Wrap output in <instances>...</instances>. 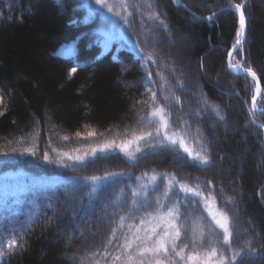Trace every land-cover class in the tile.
Masks as SVG:
<instances>
[{"label": "trees", "instance_id": "1", "mask_svg": "<svg viewBox=\"0 0 264 264\" xmlns=\"http://www.w3.org/2000/svg\"><path fill=\"white\" fill-rule=\"evenodd\" d=\"M178 1L127 0L132 13L128 27L106 10L107 18L90 14L89 6L98 7L94 0H0V248L5 253L0 264H111L126 229L117 232L111 246L107 241L119 217L128 212V186H137L136 177L146 183L153 173L175 174L181 182L199 185L206 196L211 189L215 203L230 218L232 248L255 253L236 264H264V134L248 111L255 82L227 67L239 29L238 12L227 7L245 0ZM109 3L115 4L114 11H124L117 0ZM259 3L264 0H247L248 32L235 57L236 63L244 59V67L258 75L264 90V12ZM152 14L167 27L149 20ZM177 27L190 39V48L179 49L181 58L171 47ZM62 49L66 54L59 53ZM149 53L155 63L145 67L142 58ZM185 59L192 60L191 68ZM205 71H210V80ZM149 88L156 92V103ZM157 105L171 114L172 129L185 133L188 147L200 151L203 144L210 164L191 160L178 145L143 150L136 160L117 150L97 152L84 163L57 160V152L121 141L133 131L150 129L149 113ZM208 105L218 106L223 119ZM233 119L238 132L223 133ZM257 120L264 124V112L257 113ZM33 146L35 156L21 154ZM141 146L148 148L144 142ZM45 153L53 163L43 159ZM109 173L132 178L105 181L106 187L96 193L83 179ZM165 183L159 177L155 191L149 189L153 203L148 211ZM122 189L123 200L114 204ZM186 205H180L178 221L187 229L182 238L191 239L195 228L198 238L203 230L206 245L215 238L222 241L223 232L200 198L190 197ZM66 228L68 238L58 240L57 233ZM11 238L18 247L9 251ZM218 247L231 254L227 245Z\"/></svg>", "mask_w": 264, "mask_h": 264}, {"label": "snow or ice", "instance_id": "2", "mask_svg": "<svg viewBox=\"0 0 264 264\" xmlns=\"http://www.w3.org/2000/svg\"><path fill=\"white\" fill-rule=\"evenodd\" d=\"M117 2L119 3L120 9L124 10L123 12L120 10L114 11L115 4L109 3V0H94L95 5L98 7L89 6V12L90 14H99L101 17L107 18L104 13V10H106L111 16L119 18L123 21L124 25L130 27L131 22L129 17L132 13L127 11L129 6L127 0H117ZM148 6L150 7L151 5L149 4ZM134 7L139 10L138 4L134 5ZM230 8L239 13V29L232 51L228 53L229 66L234 72L250 74L253 81H255L256 90L255 94L251 97L253 110H255L257 97L261 94L257 74L252 71L251 68H246L242 64H234L232 62L233 52L236 51L238 47L242 50L243 37L246 30L244 5L242 3H235L230 5ZM148 19L159 20V17L152 14L148 16ZM208 19L212 20L213 17L209 16ZM159 23L163 27H167L164 21L159 20ZM136 43L138 44L139 42L137 41ZM140 52H144V49L141 48ZM142 59L145 62V67L149 61L155 63L151 53ZM71 71L75 73L76 68H73ZM159 75H161L163 79V74ZM148 78L151 80V71L148 73ZM152 83L155 82L153 81ZM148 91L151 93L152 102L156 103V92L151 88H149ZM164 99H167V96H165ZM176 101L179 102L178 97ZM0 103H2V97H0ZM205 104H207V101H205ZM208 107H211L216 111L219 118L223 119V116L219 113L218 106L208 105ZM170 116L171 114L168 113L163 106H157L149 113V122L153 125L150 129L142 130L139 134L133 131L129 138L121 140L119 143L116 140L105 141L102 145L92 147L89 151L92 156H95L98 151L107 152L119 150L130 160H136V154L142 151L141 142H144L145 147H151L153 149L178 145L191 160L197 161L201 165L210 164V156L207 154V149L203 144H200V151H194L192 148L188 147L185 140V133L172 129ZM76 135L80 136L81 134L78 132ZM88 135L94 136L95 133L89 132ZM63 139L67 140L68 137L65 136ZM153 139L159 140V144H152L151 141ZM53 151L56 152V149H53ZM24 153L35 156V146L24 148L21 154ZM3 155H8V153H3ZM88 155L89 152H84L83 155L57 152V157L60 158L61 163L64 158L84 163ZM43 159L50 163L54 162L51 160L48 153L44 154ZM62 166L67 165L62 164ZM158 175L166 180L167 183L163 185L162 196L154 197L155 206L153 210L148 211L147 209L150 204L153 203L148 196L149 189L151 188L152 191H155L154 182L157 180ZM124 176H127L129 179L132 178L129 173H109L103 177L90 176L83 177V179L91 182L93 185L91 192L96 193L106 187L105 181H113L117 177ZM144 176H147V173H145ZM136 180L138 182L137 186H128L130 198L129 201H125V203H129L128 212L126 215H121L119 217L118 222H116V227L112 229L111 237L107 241V244L111 246L113 241L117 239V232L126 229V231H121L119 241L116 245L118 254L111 258V264H236L238 259L255 255V253L250 250L245 252L240 248H232L230 218L222 211L213 210L215 206V197L211 195V189L206 196L199 185L192 187L188 183L176 179L175 174L169 173H153L150 177V180L153 182L151 184L141 182L143 177H136ZM180 193H183L180 199L173 198L179 196ZM123 197L124 191L122 189L120 196H118L113 203L119 205ZM190 197H198L200 201L203 202L211 219L219 229L223 231L222 241H213L210 246L206 245L204 243L203 230H200L198 238L195 228L192 229L193 235L191 239H188L187 236L182 238V233L186 232L187 229L178 223L181 219L180 205L184 203L185 206H187L186 201ZM170 199L171 203L166 204L165 201ZM221 244L229 247L231 252L230 255H226L223 249L218 247V245ZM6 246L7 249L11 251L14 247H18V242L15 238H11ZM245 247L250 249V244H246ZM186 250L188 251L186 252ZM4 255V251L0 248V257ZM105 256H108L107 251L105 252Z\"/></svg>", "mask_w": 264, "mask_h": 264}, {"label": "rangeland", "instance_id": "3", "mask_svg": "<svg viewBox=\"0 0 264 264\" xmlns=\"http://www.w3.org/2000/svg\"><path fill=\"white\" fill-rule=\"evenodd\" d=\"M14 4H15V6H16V8L18 9V10H20L21 9V7H20V4L19 3H17V2H15L14 1ZM260 4V3H259ZM260 7H261V10L264 12V4L263 3H261L260 5H259ZM58 8V7H57ZM116 30H118L119 31V33L122 31V29H121V27H118ZM175 42L172 44V48L174 49V52H175V54L177 55V57L178 58H181L182 57V55H181V53H180V51H179V49H183L184 47H188V48H190V39H189V36H188V34H186V33H184V32H182L181 30H180V28H176L175 29ZM191 50V49H190ZM59 53L60 54H66V52L62 49V50H59ZM187 64H188V66H189V68H191L192 67V64H193V62H192V60L191 59H185L184 60ZM210 71H205L204 72V75H205V77L207 78V79H211V75H210V73H209ZM121 82V84H124V85H126L127 83H125V82H123V81H120ZM131 85H128V87H130ZM157 106H159V105H157ZM257 109H259V111L261 110V109H264V93L263 94H261V98H260V100L257 102ZM258 113V112H257ZM246 130L248 129V126L246 125ZM238 125H237V121L235 120V119H233L231 122H230V127H228L227 129H224L223 130V133H228V134H234L235 132H238ZM155 140H157V139H155ZM118 143L120 142V141H117ZM142 143V142H141ZM153 144H159V140L158 141H156V142H154ZM99 145H102V144H99ZM97 146V145H96ZM93 147H95V146H93ZM142 147V146H141ZM222 147V146H221ZM92 147H89V148H79V149H72V150H68V151H65V152H68V153H70V154H72V155H77V154H80V155H83V153L84 152H89V155L88 156H90L91 155V153H90V149H91ZM147 149H153V148H146V149H144V147L142 148V151L143 150H147ZM117 151H119V150H117ZM141 151V152H142ZM99 152V151H98ZM107 152H109V151H107ZM248 152H250V149H248ZM140 153V152H139ZM138 154V153H137ZM136 154V155H137ZM58 161H61L60 160V158H58L57 159ZM63 164H67V162H74V161H72V160H68L67 158H64L63 159ZM261 170H262V168H261ZM11 176H16L15 174H13V175H11ZM159 175L157 176V180L154 182L155 184H156V182H158V180H159ZM167 182V181H166ZM151 183H153L150 179L149 180H147L146 181V184H151ZM201 203H202V205H203V207H204V204H203V202L201 201ZM204 209H205V211H206V213L208 214V216L210 217V219H211V216L209 215V213H208V210L204 207ZM71 210V209H70ZM213 210H219V211H221L220 209H219V207L217 206V204L215 203V206H214V209ZM245 212H247V209H243ZM248 214L250 215V216H252V214L250 213V212H248ZM212 220V219H211ZM212 222H213V224H214V226L215 227H217L218 229H219V227L215 224V222L212 220ZM179 223V222H178ZM255 224V223H254ZM253 222H252V220L250 221V228L252 229L253 227ZM221 230V229H220ZM222 231V230H221ZM223 232V231H222ZM88 233H93V232H88ZM68 234H69V232H68V229L66 228V229H63V230H61V231H59L58 233H57V239L59 240V239H62V240H66L67 238H68ZM218 236V235H217ZM215 241H218L216 238H215ZM52 242L53 243H57V240L56 239H53L52 240ZM222 245V244H221ZM262 261H264V259L262 260Z\"/></svg>", "mask_w": 264, "mask_h": 264}, {"label": "water", "instance_id": "4", "mask_svg": "<svg viewBox=\"0 0 264 264\" xmlns=\"http://www.w3.org/2000/svg\"><path fill=\"white\" fill-rule=\"evenodd\" d=\"M243 5L245 6V3H243ZM246 33H247V21H246V30H245V35H244V37H243V43L245 42V36H246ZM233 48V47H232ZM239 48V47H238ZM237 48V49H238ZM230 51H232V49L230 50ZM234 53V52H233ZM227 66H228V68L231 70V71H233V69L229 66V58H227ZM234 72V71H233ZM234 73H236V74H240V73H237V72H234ZM243 74H246V75H249V76H251L250 74H247V73H243ZM259 79V78H258ZM259 87H260V93L263 91V88H262V85H261V81H260V79H259ZM259 97V96H258ZM258 97H257V99H258ZM252 111H253V105L251 104V107L249 108V113L250 114H252ZM251 120H252V122L261 130V131H263L264 132V127H262L263 125H261V124H259V123H257L256 121H255V118L253 117V116H251Z\"/></svg>", "mask_w": 264, "mask_h": 264}]
</instances>
